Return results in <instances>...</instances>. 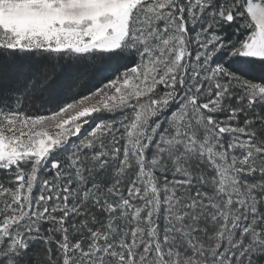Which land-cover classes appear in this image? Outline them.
Here are the masks:
<instances>
[{
    "label": "snow or ice",
    "instance_id": "obj_1",
    "mask_svg": "<svg viewBox=\"0 0 264 264\" xmlns=\"http://www.w3.org/2000/svg\"><path fill=\"white\" fill-rule=\"evenodd\" d=\"M0 264H264V0H0Z\"/></svg>",
    "mask_w": 264,
    "mask_h": 264
},
{
    "label": "trees",
    "instance_id": "obj_2",
    "mask_svg": "<svg viewBox=\"0 0 264 264\" xmlns=\"http://www.w3.org/2000/svg\"><path fill=\"white\" fill-rule=\"evenodd\" d=\"M126 61L120 62H112L110 64H106L103 66L102 69L96 70L88 64H84L82 66H69L65 69L64 73L62 74V79H65L69 74L76 72L77 70H87L89 75L87 77L88 85L86 88L81 89V91L87 93L89 88H92L93 85L95 86H102L101 81H103L106 75H111V69L116 65V63H124ZM50 107V106H46ZM86 128L89 127L88 125L85 126Z\"/></svg>",
    "mask_w": 264,
    "mask_h": 264
},
{
    "label": "rangeland",
    "instance_id": "obj_3",
    "mask_svg": "<svg viewBox=\"0 0 264 264\" xmlns=\"http://www.w3.org/2000/svg\"><path fill=\"white\" fill-rule=\"evenodd\" d=\"M73 139H75V138H73ZM37 246H38V245H37L36 242H33V243H32V247H33V248H35V247H37Z\"/></svg>",
    "mask_w": 264,
    "mask_h": 264
}]
</instances>
